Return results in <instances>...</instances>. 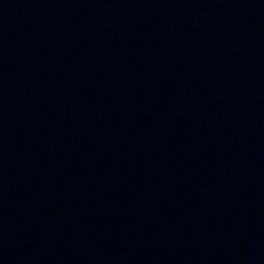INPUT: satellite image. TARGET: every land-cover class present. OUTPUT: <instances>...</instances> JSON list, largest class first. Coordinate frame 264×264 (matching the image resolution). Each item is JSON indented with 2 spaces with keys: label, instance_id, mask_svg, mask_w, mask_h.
<instances>
[{
  "label": "water",
  "instance_id": "water-1",
  "mask_svg": "<svg viewBox=\"0 0 264 264\" xmlns=\"http://www.w3.org/2000/svg\"><path fill=\"white\" fill-rule=\"evenodd\" d=\"M0 264H264V0H0Z\"/></svg>",
  "mask_w": 264,
  "mask_h": 264
}]
</instances>
